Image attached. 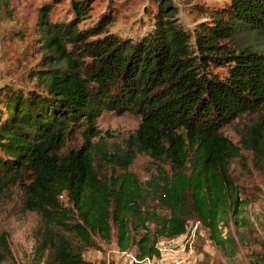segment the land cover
Here are the masks:
<instances>
[{
    "label": "trees",
    "instance_id": "1",
    "mask_svg": "<svg viewBox=\"0 0 264 264\" xmlns=\"http://www.w3.org/2000/svg\"><path fill=\"white\" fill-rule=\"evenodd\" d=\"M157 4L154 26L135 39H90L108 16L77 28L89 0L72 2L70 21L53 22L45 6L41 39L63 65L43 62L31 84L0 86V198L20 186L27 208L42 218L29 264H115L85 258L102 250L99 239L115 241L122 252L134 249L139 261L160 258L159 241L185 235L190 221H199L226 255L237 254L224 225L247 201L231 162L246 167L243 150H250L264 164V0H230L193 34L177 20L172 0ZM239 31L251 40L230 46ZM105 111L141 119L125 151L101 150L117 169L110 176L95 167L96 121ZM244 114L255 119L239 145L222 130ZM75 129L83 144L63 152ZM139 154L156 168L144 182L131 171ZM0 264H18L6 232Z\"/></svg>",
    "mask_w": 264,
    "mask_h": 264
},
{
    "label": "rangeland",
    "instance_id": "2",
    "mask_svg": "<svg viewBox=\"0 0 264 264\" xmlns=\"http://www.w3.org/2000/svg\"><path fill=\"white\" fill-rule=\"evenodd\" d=\"M74 0H0V86L17 87L31 84L32 76L46 64L58 65L60 60L49 41L41 39L43 30L40 20L45 6L49 5L48 17L53 22L70 21L75 18L72 6ZM178 8L177 20L192 34L201 22L209 23L210 13L222 11L230 0H172ZM92 8L82 22L75 24L81 29L96 26L98 20L108 16L104 21V30L93 31L90 39L102 38L112 34L117 38L135 39L144 35L154 26L152 20L156 14L157 0H89ZM152 23V24H150ZM99 26V25H98ZM250 36L237 32L227 43L230 46L242 45L250 41ZM257 42H260L257 41ZM78 58L88 62L90 58ZM45 62V63H43ZM211 70L222 75L227 70L212 66ZM253 115L244 114L223 128V133L234 143L241 144V138L248 132ZM141 119L137 115L125 112L105 111L96 121L101 131L94 139L99 142L95 149L98 161L95 167L101 175L110 176L116 172L111 161L102 159L101 150L112 154L127 149V139L138 128ZM84 142L83 131L75 129L69 136L63 152L79 148ZM98 152V153H97ZM247 159L244 167L241 159H233L230 173L239 186L240 196L247 204L238 219L225 223L224 232L231 234L237 241V254L231 258L209 238V232L200 228L196 230L193 253L185 247L191 240L192 229L196 221H190L188 232L174 239H161L158 243L162 249L160 258L178 259L190 255L193 264H264V164H259L250 150H243ZM139 179L144 182L156 174L155 164L146 154H139L131 166ZM26 194L17 186L0 198V234L6 232L9 244L18 264H29L34 245V232L42 223L37 211L27 208ZM165 213V210H160ZM102 250H88L85 258L99 261L103 258L113 260L115 264L140 263L136 251H120L115 241L106 243L100 240ZM177 250V251H175ZM141 261V260H140ZM143 264V263H142Z\"/></svg>",
    "mask_w": 264,
    "mask_h": 264
},
{
    "label": "built area",
    "instance_id": "3",
    "mask_svg": "<svg viewBox=\"0 0 264 264\" xmlns=\"http://www.w3.org/2000/svg\"><path fill=\"white\" fill-rule=\"evenodd\" d=\"M199 221H196L193 229H192V233H191V240H187L186 241V245L185 247L188 248V250H190L192 253H193V244H194V239H195V236H196V230H197V227L199 225ZM159 246V245H158ZM159 249L161 251V254H162V249L160 248L159 246ZM177 251V250H175ZM156 261V258L155 257H145L143 260L139 261L140 263H143V264H193L192 261H191V258H190V255H187V256H181L180 258H176V259H164L163 261H158L157 263H155Z\"/></svg>",
    "mask_w": 264,
    "mask_h": 264
}]
</instances>
